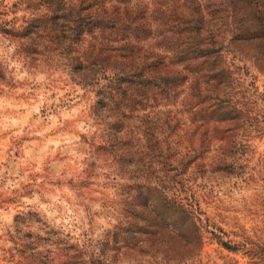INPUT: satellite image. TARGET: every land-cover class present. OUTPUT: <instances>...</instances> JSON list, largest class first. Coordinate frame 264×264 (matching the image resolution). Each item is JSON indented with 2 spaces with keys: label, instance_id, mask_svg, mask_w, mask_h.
<instances>
[{
  "label": "rangeland",
  "instance_id": "rangeland-1",
  "mask_svg": "<svg viewBox=\"0 0 264 264\" xmlns=\"http://www.w3.org/2000/svg\"><path fill=\"white\" fill-rule=\"evenodd\" d=\"M79 1L0 0V264H62L65 252L90 264H146L144 256L126 253L120 237L111 240L131 163L127 144L111 145L104 120L91 112L93 89L75 78L65 15ZM156 1L175 17L195 7L200 30L223 45L231 29L250 22L248 14L239 19L235 0ZM52 13L61 18L52 22ZM226 48L220 95L241 110L236 126L261 130L247 133L235 171L205 169L204 184L191 185L207 230L199 251L181 261L156 257L158 264H264L225 249L208 232L218 227L224 239L264 249V60L258 45L235 41ZM211 144L208 157L215 153Z\"/></svg>",
  "mask_w": 264,
  "mask_h": 264
},
{
  "label": "trees",
  "instance_id": "trees-1",
  "mask_svg": "<svg viewBox=\"0 0 264 264\" xmlns=\"http://www.w3.org/2000/svg\"><path fill=\"white\" fill-rule=\"evenodd\" d=\"M158 4L80 0L65 15L75 43V78L94 92L91 112L104 120L111 145L128 146L131 164L120 185L121 219L111 240L120 237L126 253L144 256L146 264H158L156 257L181 261L199 251L207 230L188 193L191 185L204 184L205 169L235 171V154L247 147V133L261 130L235 125L241 110L220 95L227 70L219 62L235 41L258 45L264 60V0H235L239 19L248 14L250 22L231 29L227 45L200 30L195 7L175 17L172 8L159 10ZM238 129L241 139L235 140ZM210 141L215 153L208 157ZM208 232L229 251L264 259V249L252 240L234 243L218 227ZM71 258L65 252L62 264H90Z\"/></svg>",
  "mask_w": 264,
  "mask_h": 264
}]
</instances>
